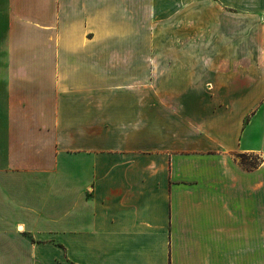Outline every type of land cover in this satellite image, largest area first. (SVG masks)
<instances>
[{
	"label": "crops",
	"instance_id": "obj_1",
	"mask_svg": "<svg viewBox=\"0 0 264 264\" xmlns=\"http://www.w3.org/2000/svg\"><path fill=\"white\" fill-rule=\"evenodd\" d=\"M0 61V264H264V0H0Z\"/></svg>",
	"mask_w": 264,
	"mask_h": 264
},
{
	"label": "rangeland",
	"instance_id": "obj_2",
	"mask_svg": "<svg viewBox=\"0 0 264 264\" xmlns=\"http://www.w3.org/2000/svg\"><path fill=\"white\" fill-rule=\"evenodd\" d=\"M196 32L193 31V33H195V36L201 35L200 32H197V34ZM216 42H217V39H214L212 41V44H210V51H214V52L217 51L218 46ZM185 47H188L190 49L195 48L197 49V51H202L200 50L201 45L191 44L189 46L185 45ZM137 48L138 46L136 45L130 46L131 51H136ZM145 51L148 53H156V54L157 53H160V54L173 53V30H168V29L146 30ZM1 64H2V61H0V67H2ZM241 160L243 163L247 164L248 167H250L252 165H259L261 163L262 157L260 155H251V156L243 155L241 157ZM257 245H258V258L259 260H264V216H258Z\"/></svg>",
	"mask_w": 264,
	"mask_h": 264
},
{
	"label": "trees",
	"instance_id": "obj_3",
	"mask_svg": "<svg viewBox=\"0 0 264 264\" xmlns=\"http://www.w3.org/2000/svg\"><path fill=\"white\" fill-rule=\"evenodd\" d=\"M241 157H242V155H241ZM251 167H256V165H252Z\"/></svg>",
	"mask_w": 264,
	"mask_h": 264
}]
</instances>
